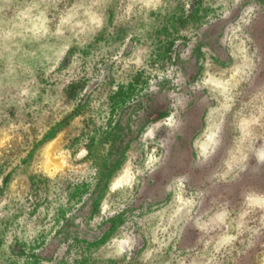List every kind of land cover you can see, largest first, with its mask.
Returning a JSON list of instances; mask_svg holds the SVG:
<instances>
[{
  "label": "rangeland",
  "instance_id": "1",
  "mask_svg": "<svg viewBox=\"0 0 264 264\" xmlns=\"http://www.w3.org/2000/svg\"><path fill=\"white\" fill-rule=\"evenodd\" d=\"M0 264H264V0H0Z\"/></svg>",
  "mask_w": 264,
  "mask_h": 264
}]
</instances>
